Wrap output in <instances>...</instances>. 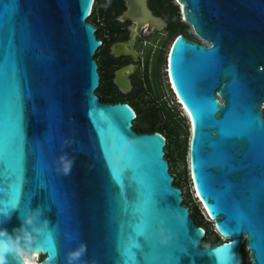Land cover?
<instances>
[{"label":"water","instance_id":"1","mask_svg":"<svg viewBox=\"0 0 264 264\" xmlns=\"http://www.w3.org/2000/svg\"><path fill=\"white\" fill-rule=\"evenodd\" d=\"M124 1L121 18L134 25L128 43L112 46L116 55L132 53L136 31L164 26L146 0ZM175 1L199 42L175 37L168 81L190 117L193 187L225 241L202 247L205 231L173 185L166 138L137 134L128 104L96 95L94 0H0V206L26 201L0 213V228L15 236L23 225L32 253L44 256L37 264H244V245L252 264H264V0ZM132 70L115 73L122 93ZM81 244L86 251L71 257Z\"/></svg>","mask_w":264,"mask_h":264},{"label":"flooded vegetation","instance_id":"2","mask_svg":"<svg viewBox=\"0 0 264 264\" xmlns=\"http://www.w3.org/2000/svg\"><path fill=\"white\" fill-rule=\"evenodd\" d=\"M112 1L107 0V3ZM115 1L125 8L120 15L108 17L104 12L105 10L100 11L97 15L99 30L105 32L104 37L106 38L103 43L101 42L99 51L104 52L108 62L110 69L109 82L112 90L120 91L118 85L114 83L115 73L127 66L133 67L132 72L128 75L130 90L127 93L131 95L150 94L153 91H159L160 86L166 85L170 88L166 64L168 50L164 53V47L171 36H174V40L176 34L180 33L181 26L177 15V13L180 14V5L175 0H146L151 13L160 18L164 26L161 29L145 26L136 31L131 45L127 47L132 53L116 55L112 51V46L117 43H128L131 39V28L134 24L130 20L121 18L126 10L125 1ZM108 7L109 5H106L104 8ZM98 32L96 31L97 38L99 37ZM189 40L199 42L198 40ZM160 101H162V98L155 99L154 102L159 103Z\"/></svg>","mask_w":264,"mask_h":264},{"label":"rangeland","instance_id":"3","mask_svg":"<svg viewBox=\"0 0 264 264\" xmlns=\"http://www.w3.org/2000/svg\"><path fill=\"white\" fill-rule=\"evenodd\" d=\"M103 7H105L106 5H111L110 2H105L103 0ZM180 20L182 22H184L183 16L181 14V10H180ZM89 22H92L95 26L99 27V24L95 22V20L92 19H88ZM185 23V22H184ZM186 24V23H185ZM190 35H191V39L193 40H197V38L193 35L192 30L190 28ZM98 36L100 38H102V31L99 30L98 32ZM174 36H171L165 43V47H164V53L167 52L170 44L172 43ZM98 64L101 67V69L99 70V72H101V75L103 77V82L104 83V89L105 91H110L112 90L111 86H110V82H109V78H110V69H109V65L108 62L106 61V58L104 56V52L101 51L98 55ZM104 77H106V80H104ZM104 92V91H103ZM97 94H99L98 91H96ZM125 94V93H123ZM142 98H140L138 101L140 102L141 106H145L146 104H165V106L170 110L169 112L172 114L174 122L177 126V131H178V137L177 140L175 141V143H173L171 145V147L169 149H165V153L169 152V154L172 156V159L175 161L173 168H171L169 170L170 174L173 176H176L177 178H179V182L181 184V190H183V192L186 193L187 196V204L188 207L190 209H192L195 212V216L197 220H200L203 222V224L205 225V227H207L210 231L209 233V238L208 241L211 242V245L214 246L215 244H218L219 242H223L224 239L220 236L217 237L216 235H214L215 233V227H214V222L209 219L208 215L206 214L203 206L201 205V203L199 202V200L195 197V193L193 190V186H192V181H191V176H190V172H189V167H188V143H189V136H190V132H189V121L186 118V115L184 114V112L182 111L181 106L177 103V101L175 100V96L173 95L172 91L170 90L169 86H160L159 91H153L150 94H145L141 96ZM162 98V101H160L159 103H155V99H160ZM135 111L137 113H139L140 117L139 120L134 121L133 125L135 127L133 128H141L142 126H146V124H150V120H146V118L148 119L147 116H149V112H143L140 108L135 107L134 108ZM149 114V115H148ZM150 117V116H149ZM167 116H165V119ZM172 119V118H171ZM164 121H162L161 123H163ZM167 122H165L166 124ZM185 146V151H184V162L180 161V152H182V148ZM203 248H209L207 244H203L202 246ZM244 248V249H243ZM241 251L243 253L244 256V260H245V264H252L250 261V257H249V252L248 250H246V246H242L241 247ZM42 259H44L43 255H39L38 257V261H41Z\"/></svg>","mask_w":264,"mask_h":264},{"label":"trees","instance_id":"4","mask_svg":"<svg viewBox=\"0 0 264 264\" xmlns=\"http://www.w3.org/2000/svg\"><path fill=\"white\" fill-rule=\"evenodd\" d=\"M104 1L107 2V0H104ZM102 4H103V0H94V3L92 5V9H91V13H90L89 19L95 20V22L98 24H99V22L97 20V15L100 11L105 10L104 12L108 17H115V16L120 15L122 13V11L125 9L124 6L119 5V3L115 0H113L111 2V5L108 8H104ZM176 10H177V8H176ZM177 15L179 18L181 29H180V33L176 34V36L181 34V35H184L185 37L191 39L190 38L191 37L190 27L180 20V14L179 13H177ZM89 23L96 28V31H99V27L95 26L92 22H89ZM104 33L105 32H102V38H100V37L97 38L102 43L106 39L104 37ZM99 53H100V51H98L94 56V59L96 60L97 64H98L97 59L99 57L98 56ZM98 66H99V64H98ZM100 69H101V67L99 66V70ZM99 70H98V72H99ZM99 75H100V86L97 90L99 92V94L96 93V95L99 97V100L101 103L114 104L117 102H123V103L128 104L134 111H135L134 108L138 107L143 112H149L150 115L149 114L148 115L150 117L147 116L148 119L146 118V120L151 119L149 121L150 124H146V126L144 125L141 128H133V127H135L133 125L132 129L138 133H141V134L157 132V133L163 135L166 138V146H165L164 150L169 149L171 147V145L173 143H175V141L177 140V137L179 136L178 131H177V126L174 122L172 114L169 112L170 110L165 106V104H146L145 106H141L140 102L138 100L140 98H142L141 96L145 95L146 93L131 95L130 93L123 94L120 91H113V90L105 91V89H104L105 81L103 82V77L101 75V72H99ZM104 80H106V77H104ZM135 114H136V117H135L134 121L137 122V120H139L140 115L136 111H135ZM165 116H167L166 117L167 119H165ZM263 117H264V112H263ZM162 121H164V122L161 123ZM165 122H167V123L165 124ZM184 151H185V146L182 148V152H180V161H182V162H184ZM165 159L168 162L169 170H170L171 168H173L175 161L172 159V156L169 154V152L165 153ZM172 177L174 178L173 185L175 187H178L179 189H181V184L179 182V178H177L176 176H173V175H172ZM181 192H182V197H183L182 205H184L185 207H188V205H186L187 204L186 193L183 192V190H181ZM189 215H190V218L194 220L196 226L204 229V231H205V236H204V239L202 241V246H203V244H207L208 247H212L211 242L208 241L209 233H210L209 229L207 227H205V225L203 224L202 221L196 219L195 212L190 208H189ZM214 233H215L214 235H216L217 237H220V235L216 231ZM219 243H221V242H219ZM243 263L245 264L244 256H243Z\"/></svg>","mask_w":264,"mask_h":264},{"label":"clouds","instance_id":"5","mask_svg":"<svg viewBox=\"0 0 264 264\" xmlns=\"http://www.w3.org/2000/svg\"><path fill=\"white\" fill-rule=\"evenodd\" d=\"M92 9V8H91ZM91 10L89 12L90 16ZM67 154H62L61 160L65 161L66 166L64 167V172L68 173L71 169V161L66 160ZM37 215L39 214V209H34ZM26 224L33 223V217L27 216L24 218ZM21 234L13 236L8 233L7 229L0 228V264H9L7 256L8 254H14L20 256L24 259V264H33L32 252L33 246L32 241L35 239L26 229L23 228V225L20 226ZM37 232H42L40 228L36 229ZM48 238L51 239V233H49ZM166 242V240H162ZM232 243V242H229ZM86 251V245L81 244L80 248L74 250L70 255L73 258H79ZM234 255V253H233ZM51 260V256L48 257Z\"/></svg>","mask_w":264,"mask_h":264},{"label":"snow or ice","instance_id":"6","mask_svg":"<svg viewBox=\"0 0 264 264\" xmlns=\"http://www.w3.org/2000/svg\"><path fill=\"white\" fill-rule=\"evenodd\" d=\"M212 111L215 114V112L217 110L215 108H213ZM231 138H232L231 135L228 132H226L225 140H224V149L222 152V162L225 165H227L231 159V155L227 150V143L231 140ZM25 204H26V201L24 199H22L19 196H14L10 200L5 202L2 206H0V213H3L4 216H7L12 209H16L18 207H23ZM151 236H152V232L149 230V231L144 233V236L142 237V239L143 238H150ZM160 243H161V241H160ZM40 246L41 247L49 246V240L40 241ZM52 248H53V251H51V253L54 255V249H55L54 244H52ZM7 259H8L9 264H14V262L17 259H19V257L14 255V254L13 255L8 254Z\"/></svg>","mask_w":264,"mask_h":264},{"label":"bare ground","instance_id":"7","mask_svg":"<svg viewBox=\"0 0 264 264\" xmlns=\"http://www.w3.org/2000/svg\"><path fill=\"white\" fill-rule=\"evenodd\" d=\"M180 5V4H179ZM180 7H181V5H180ZM170 90L172 91V93H173V95L175 96V100L177 101V103L181 106V108H182V111L184 112V114L188 117V119L190 118L189 117V114H188V112H187V110L184 108V106L182 105V103H181V101L179 100V98L177 97V95L175 94V92H174V90H173V87L171 86V83H170ZM190 123V122H189ZM189 172H190V169H189ZM190 176H191V174H190ZM191 181H192V179H191ZM192 186H193V182H192ZM193 190H194V193H195V195H196V198L198 199V197H197V194H196V192H195V189H194V187H193ZM203 206V205H202ZM204 208V207H203ZM205 210V209H204ZM206 212V211H205ZM207 214V213H206ZM38 257H39V254H37V253H32V258H33V264H37L39 261H38Z\"/></svg>","mask_w":264,"mask_h":264},{"label":"built area","instance_id":"8","mask_svg":"<svg viewBox=\"0 0 264 264\" xmlns=\"http://www.w3.org/2000/svg\"><path fill=\"white\" fill-rule=\"evenodd\" d=\"M90 17V16H89ZM224 241H225V239H224Z\"/></svg>","mask_w":264,"mask_h":264}]
</instances>
